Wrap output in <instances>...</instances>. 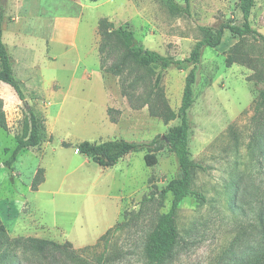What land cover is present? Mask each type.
Here are the masks:
<instances>
[{"label": "rangeland", "instance_id": "374dc122", "mask_svg": "<svg viewBox=\"0 0 264 264\" xmlns=\"http://www.w3.org/2000/svg\"><path fill=\"white\" fill-rule=\"evenodd\" d=\"M254 1L249 22L256 34L239 38L225 31L218 47L203 49L187 112L190 158L201 168L193 171L192 193L178 205L171 253L153 262L146 249L171 206L163 189L179 173L176 156L163 146L152 166L142 150L100 167L75 145L141 142L167 133L180 123L165 118L180 106L190 66L162 70L155 89L159 69L125 57L114 37L99 52L97 23L107 18L114 28L133 31L136 44L182 59L201 37L199 26L242 21L239 0H191L189 16L172 13L164 0H0L14 74L29 106L45 119L40 144L21 151L7 169L2 163L22 132L27 105L0 83L8 127L0 128V264H259L264 0ZM71 22L68 40L77 46L59 40ZM120 63V74H112ZM39 168L45 181L31 190ZM118 222L120 228L104 235Z\"/></svg>", "mask_w": 264, "mask_h": 264}, {"label": "trees", "instance_id": "16d2710c", "mask_svg": "<svg viewBox=\"0 0 264 264\" xmlns=\"http://www.w3.org/2000/svg\"><path fill=\"white\" fill-rule=\"evenodd\" d=\"M95 2L97 0H89ZM168 9L175 14L190 15L191 0H183V3L177 0H164ZM254 0H239V7L242 14V21L239 23H224L217 27L201 25L199 30L201 37L194 43L187 57L176 59L170 56H165L157 51L144 48L142 44L134 42L133 31L128 29H116L113 23L107 18H100L97 23V30L100 35L99 52H103L106 47V42L109 38L114 37L120 42L125 49V57L132 58L138 65L146 69H159L154 76V88L160 87L163 74L162 70L170 67L182 68L190 66L188 73L185 76L182 97L180 106L177 112L170 111L165 120L180 118V123L172 126L167 133L161 136H155L151 140L135 142L128 141L122 138L107 139L101 142H91L83 140L75 145L78 152L89 158L92 162L100 167H111L118 162L123 156L130 152L146 151L144 160L146 165L152 166L156 163V152L162 149L163 146L174 153L179 165V173L177 177L170 180L164 187V192H169L172 196L171 206L169 210L162 216L156 229L151 234L146 253L149 260L158 262L167 257L175 244L178 235L176 226V212L181 200L188 194L192 193L190 186L192 182V174L196 168L201 166L190 158L188 131L189 123L187 121V112L193 104V86L196 81V69L200 63L203 49L205 47L215 48L222 42L225 31H228L231 36L242 38L247 35L256 34L250 22L249 17L251 9L254 6ZM4 13L0 9V83L10 85L16 92L20 100H24L27 105V115L23 118V127L20 135L16 136V144L11 150L9 156L3 161V165L13 170L14 163L18 154L32 147H36L42 140V134L45 130V119L37 114V112L29 106L21 88L20 82L16 78L11 58L6 45L3 41V24ZM259 37L264 41V35ZM227 64L232 63L231 59H227ZM102 67V65H101ZM121 63L110 69L114 75H119L121 72ZM259 103H264V78L263 88L257 97ZM111 109H108L110 114ZM113 121L114 118L111 117ZM0 128L7 129V120L5 111L3 110V101L0 99ZM64 145H69L63 142ZM8 150H6L7 152ZM43 169L39 168L31 181V190H37L45 181ZM42 173V174H40ZM40 174V175H39ZM121 222H118L114 227L106 230L104 235L111 231L120 228ZM0 230L5 233L4 225L0 221ZM31 240V239H29ZM36 245L46 243L41 239H32ZM59 247V244H55ZM259 264H264V255Z\"/></svg>", "mask_w": 264, "mask_h": 264}, {"label": "crops", "instance_id": "0c3cea01", "mask_svg": "<svg viewBox=\"0 0 264 264\" xmlns=\"http://www.w3.org/2000/svg\"><path fill=\"white\" fill-rule=\"evenodd\" d=\"M75 26V24L73 23V22H71V24L69 23V25L67 24L66 26H67V28H68V30L67 31H65V33H63L62 31H61V33H60V37H59V40H61V42H63V43H70V41L68 40L69 39V33L71 32V30L70 29H72L71 27L72 26ZM63 33V34H62ZM62 35V36H61ZM3 36H4V33H3ZM4 38V37H3ZM55 40V38L53 39V41ZM14 42H17V41H15V40H13V44H14ZM71 44V43H70ZM72 46H77L76 45V43H72L71 44ZM86 67H84L83 68V70H82V72H84V71H86ZM13 91H14V89H13ZM16 93V92H15ZM119 219H120V216H119ZM110 228V227H109ZM108 228V229H109Z\"/></svg>", "mask_w": 264, "mask_h": 264}, {"label": "water", "instance_id": "95a60500", "mask_svg": "<svg viewBox=\"0 0 264 264\" xmlns=\"http://www.w3.org/2000/svg\"><path fill=\"white\" fill-rule=\"evenodd\" d=\"M5 1H6V0H1L2 4H4V3H5Z\"/></svg>", "mask_w": 264, "mask_h": 264}]
</instances>
